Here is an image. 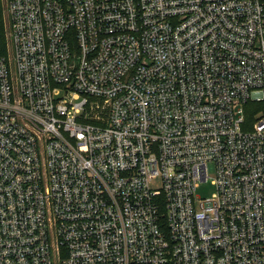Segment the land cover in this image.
<instances>
[{
    "label": "built area",
    "instance_id": "built-area-1",
    "mask_svg": "<svg viewBox=\"0 0 264 264\" xmlns=\"http://www.w3.org/2000/svg\"><path fill=\"white\" fill-rule=\"evenodd\" d=\"M8 13L0 264H264V0Z\"/></svg>",
    "mask_w": 264,
    "mask_h": 264
},
{
    "label": "rangeland",
    "instance_id": "rangeland-1",
    "mask_svg": "<svg viewBox=\"0 0 264 264\" xmlns=\"http://www.w3.org/2000/svg\"><path fill=\"white\" fill-rule=\"evenodd\" d=\"M0 15L2 18V26L0 29V34L5 41V53L3 54L8 60L12 58V44H11V36H10V22H9V13H8V0H0ZM264 106L256 105L251 106L247 109V112L251 118L258 119L263 115ZM162 187L161 179L158 178L152 183L153 189H160ZM216 188L210 182H202L195 191V197L198 198L196 203L199 207L201 200L203 199H211L215 194Z\"/></svg>",
    "mask_w": 264,
    "mask_h": 264
},
{
    "label": "trees",
    "instance_id": "trees-1",
    "mask_svg": "<svg viewBox=\"0 0 264 264\" xmlns=\"http://www.w3.org/2000/svg\"><path fill=\"white\" fill-rule=\"evenodd\" d=\"M2 26V18L0 15V29ZM5 53V41L4 38L2 37V34H0V57H4L3 54Z\"/></svg>",
    "mask_w": 264,
    "mask_h": 264
}]
</instances>
